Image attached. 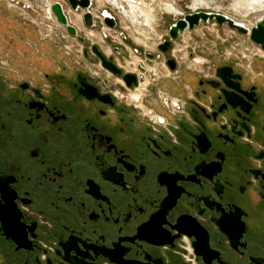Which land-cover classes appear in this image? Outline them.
<instances>
[{"label": "flooded vegetation", "instance_id": "obj_1", "mask_svg": "<svg viewBox=\"0 0 264 264\" xmlns=\"http://www.w3.org/2000/svg\"><path fill=\"white\" fill-rule=\"evenodd\" d=\"M93 7V71L0 60V264H264V75L116 41Z\"/></svg>", "mask_w": 264, "mask_h": 264}, {"label": "rangeland", "instance_id": "obj_2", "mask_svg": "<svg viewBox=\"0 0 264 264\" xmlns=\"http://www.w3.org/2000/svg\"><path fill=\"white\" fill-rule=\"evenodd\" d=\"M109 1V2H107ZM94 11L107 10L118 21V28L110 33L120 41L123 32L129 41L154 46L168 37L169 27L184 15L196 12H214L225 15L236 23L250 29L264 16V0H93ZM71 25L76 15L67 12ZM82 33V32H81ZM80 33V34H81ZM83 33H85L83 31ZM92 41L103 45L97 31ZM74 37L58 29L49 36L40 34L17 12L0 3V60L12 58L18 62L19 78L33 73H52L61 63L67 73H74L81 66L94 68L82 62L81 47ZM183 48V56L194 49V61H189L195 71L208 63L210 70L228 64L255 81L264 75V52L248 36L230 30L226 25L219 28L215 22L200 24L193 31L186 30L173 43ZM79 64L81 66L79 67Z\"/></svg>", "mask_w": 264, "mask_h": 264}, {"label": "water", "instance_id": "obj_3", "mask_svg": "<svg viewBox=\"0 0 264 264\" xmlns=\"http://www.w3.org/2000/svg\"><path fill=\"white\" fill-rule=\"evenodd\" d=\"M71 10L76 11L78 8L86 10L83 16L84 23L87 28L91 29L94 26L92 15L89 12L90 0H65ZM51 10L56 18L57 23L62 26L67 34L71 37H78L79 41H83L78 35L75 27L70 24L67 15L65 14L63 7L60 3H55L52 5ZM104 19L103 23L111 29L116 27L115 19L106 11L102 13ZM215 22L219 28L226 25L230 30L236 31L241 35L248 36L249 39L264 52V16L258 19L254 26L250 29L245 28L243 25L236 23L229 17L205 11H196L184 15L182 18L175 21L168 30L169 41L164 45H169L172 41H177L180 34L186 30L193 31L195 27L200 24H208ZM228 69V68H226Z\"/></svg>", "mask_w": 264, "mask_h": 264}, {"label": "built area", "instance_id": "obj_4", "mask_svg": "<svg viewBox=\"0 0 264 264\" xmlns=\"http://www.w3.org/2000/svg\"><path fill=\"white\" fill-rule=\"evenodd\" d=\"M0 3L17 12L36 28L37 32L45 36L62 29L51 10L52 5L60 3L66 15L68 11L71 12L65 0H0Z\"/></svg>", "mask_w": 264, "mask_h": 264}]
</instances>
